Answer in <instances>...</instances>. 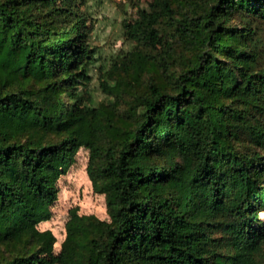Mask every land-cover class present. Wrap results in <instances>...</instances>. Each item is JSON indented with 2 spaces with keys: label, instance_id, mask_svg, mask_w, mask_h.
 Listing matches in <instances>:
<instances>
[{
  "label": "trees",
  "instance_id": "16d2710c",
  "mask_svg": "<svg viewBox=\"0 0 264 264\" xmlns=\"http://www.w3.org/2000/svg\"><path fill=\"white\" fill-rule=\"evenodd\" d=\"M84 3L0 0V264H262L264 0L139 7L96 106ZM82 146L109 219L71 210L56 253Z\"/></svg>",
  "mask_w": 264,
  "mask_h": 264
},
{
  "label": "rangeland",
  "instance_id": "374dc122",
  "mask_svg": "<svg viewBox=\"0 0 264 264\" xmlns=\"http://www.w3.org/2000/svg\"><path fill=\"white\" fill-rule=\"evenodd\" d=\"M152 0H85L82 9L86 17L88 43L95 52L96 60L89 65L87 83L82 84V95L91 100L94 106L107 103L111 96L101 84L100 64L107 67L119 62L121 57L131 51L135 43L126 39L123 22H132L137 17L139 7H148ZM68 169L57 180L58 196L53 203L52 216L41 222L40 230L49 229L55 237L54 252H59L66 236V223L70 211L75 210L79 216L93 215L108 220L106 200L103 193L96 192L87 174L89 151L82 146L74 154ZM259 221L264 222V205L258 212ZM264 264V245L257 253Z\"/></svg>",
  "mask_w": 264,
  "mask_h": 264
}]
</instances>
